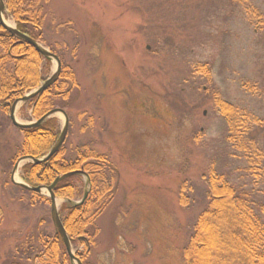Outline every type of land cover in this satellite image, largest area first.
<instances>
[{"label": "rangeland", "instance_id": "rangeland-1", "mask_svg": "<svg viewBox=\"0 0 264 264\" xmlns=\"http://www.w3.org/2000/svg\"><path fill=\"white\" fill-rule=\"evenodd\" d=\"M43 7L41 44L57 48L76 82L62 105L72 123L66 155L73 160L89 147L105 155L118 175L112 200L95 221L97 246L89 250L88 264H181V249L205 205L202 175L210 163L264 204V0H48ZM246 9L263 20H253ZM197 64L210 66V82L190 77ZM54 70V61L41 63L38 86ZM216 91L248 117L243 138L253 140L259 153L252 163L224 142L227 126L214 109ZM1 111L5 264L33 221L47 220L42 229L49 234L54 227L50 205L42 214H27L2 188L4 180L11 185L17 160L6 175L2 164L23 135ZM32 112V105L19 103L15 119L34 123ZM52 119L61 130L63 116ZM26 164L20 162L13 179H21ZM65 204L71 205L57 198L58 211ZM256 211L264 223V213ZM81 250L76 244L72 253Z\"/></svg>", "mask_w": 264, "mask_h": 264}, {"label": "trees", "instance_id": "trees-1", "mask_svg": "<svg viewBox=\"0 0 264 264\" xmlns=\"http://www.w3.org/2000/svg\"><path fill=\"white\" fill-rule=\"evenodd\" d=\"M47 2L48 0H4L5 9L14 21L16 30L39 43L44 42L40 40L44 21L43 5ZM246 12H253V20L259 23L263 20L254 9H246ZM0 51V108L6 115L8 107L14 101L22 98L25 92L38 87L40 64H48L49 61L27 43L10 36L1 26ZM49 51L60 60L61 71L57 81L49 89L26 103L33 106L32 116L37 120L54 109L64 110L62 105L67 102L72 87H76L72 72L63 66V58L58 54L57 48L51 47ZM195 76H203L210 82V66L195 65L190 77ZM214 93V109L227 126L224 142L242 151L248 162L252 163L251 157L257 152L256 144L253 140L246 141L243 138L249 130L246 126L248 117L242 119L237 110L223 99L221 92ZM2 124L6 125L4 122ZM71 127L69 119L66 139L57 153L46 162L24 165L20 176L30 187H47L58 176L78 171L88 178L89 190L84 202L77 206L65 204L59 211L60 221L72 248L76 244L82 246L81 252L75 253L76 257L82 264H88V252L97 246L98 228L95 221L111 202L118 175L105 155L89 147L79 150L73 160L72 155H66ZM19 131L23 138L14 145L10 161L2 164L1 175H6L8 168L22 157L40 159L45 156L60 134V129L52 118L39 127ZM81 178L82 176L74 175L60 181L53 190L54 196L69 202L83 196L85 183L81 182ZM202 181L205 205L197 214L189 237L181 249V264H264V223L256 211L259 209L260 213H264V204H259L256 197L243 186L232 183L228 175L222 169H217L214 163H210L206 173L202 175ZM2 188H9L8 198H19L21 209L27 214L35 215L38 210L42 214L46 211L45 206L50 205L48 198L12 183L7 184L5 180ZM35 223L33 221L27 232L17 236L12 252L5 257V264H70L60 236L55 230L49 234L42 229L47 220Z\"/></svg>", "mask_w": 264, "mask_h": 264}, {"label": "water", "instance_id": "water-1", "mask_svg": "<svg viewBox=\"0 0 264 264\" xmlns=\"http://www.w3.org/2000/svg\"><path fill=\"white\" fill-rule=\"evenodd\" d=\"M4 11H5L4 2H3V0H0V26H1V28L3 30H5L10 36L15 37L16 39L23 41V42L27 43L28 45H30L40 56L44 57L47 60L54 61V63H55V70L47 80H45L35 90L30 92L26 96H24L20 99H17L16 101H14L9 106V108H8V119H9V121L11 122V124L14 128L24 130V129H32V128H36V127L41 126L46 120L52 118L57 113L61 114L63 116V119H64L63 125H62L61 130H60L59 137H58L56 143L54 144V146L47 153V155L41 159H33L31 157H23V158L18 159L17 162L14 164L13 171L11 173L13 175V173L20 167V162L25 161V162H30L32 164L37 165V164L46 162L55 153H57L59 151V149L61 148V146L63 145L65 138L67 136L68 127H69V119L63 110L56 109V110H52V111L48 112L47 114H45L43 117H41L39 120H37L34 123L21 124V123L16 121L15 111H16L18 104L19 103H26V102L30 101L31 99H33L34 97H37L40 94H42L47 89H49L57 81V79L60 75L61 63L55 55L51 54L48 50L43 48L38 42H36L35 40L29 38L28 36H26L20 32H18L15 28V25L12 27L7 26L3 22V19H2V13H4ZM81 174H82V172H74V173H69V174L59 176L48 187H42V186L30 187V186L24 184L21 180L18 182L15 181L13 179V176L11 175V182L13 185L19 186V187H21L27 191H30V192L38 194V195H43V192L47 193V197L50 199L51 222L53 224V227H54L56 233L60 236V238L63 242V245L65 247V251L68 255L70 262L71 263L75 262V264H81V262L72 253L70 240H69L68 235H67L65 229L63 228L62 223L60 221V218L58 216V209L56 206V198L54 196L53 190L58 185V183L60 181L66 179L70 176L81 175ZM85 180H86V186H88L89 181H88V178L86 176H85ZM87 195H88V191H85L81 203L87 198ZM78 204H80V203H78ZM78 204H75V205H78Z\"/></svg>", "mask_w": 264, "mask_h": 264}, {"label": "bare ground", "instance_id": "bare-ground-1", "mask_svg": "<svg viewBox=\"0 0 264 264\" xmlns=\"http://www.w3.org/2000/svg\"><path fill=\"white\" fill-rule=\"evenodd\" d=\"M2 19H3V22H4L7 26L12 27V23H11L9 20L6 19L4 13H2ZM14 180L17 181V182L20 181L17 175H15Z\"/></svg>", "mask_w": 264, "mask_h": 264}]
</instances>
